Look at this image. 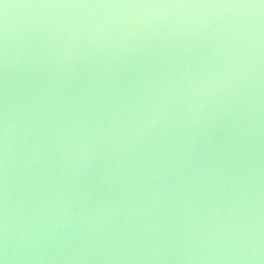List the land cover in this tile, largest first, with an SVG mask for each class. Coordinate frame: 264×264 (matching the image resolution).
I'll return each mask as SVG.
<instances>
[{"label":"clouds","instance_id":"obj_1","mask_svg":"<svg viewBox=\"0 0 264 264\" xmlns=\"http://www.w3.org/2000/svg\"><path fill=\"white\" fill-rule=\"evenodd\" d=\"M0 264H264V0H0Z\"/></svg>","mask_w":264,"mask_h":264}]
</instances>
